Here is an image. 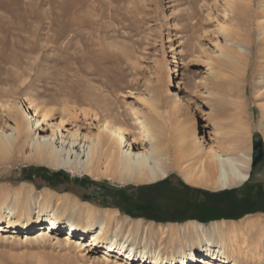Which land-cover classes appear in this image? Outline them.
<instances>
[{"label":"rangeland","instance_id":"rangeland-1","mask_svg":"<svg viewBox=\"0 0 264 264\" xmlns=\"http://www.w3.org/2000/svg\"><path fill=\"white\" fill-rule=\"evenodd\" d=\"M263 29L264 0H0V101L13 103L32 96L58 111L73 106L78 113L82 108L81 117L87 110L92 112L90 116L99 113L103 117L101 104L110 101L112 113L118 111L127 119L131 118L130 107L143 112L149 103L156 102L162 111L170 112L167 104L176 102L191 107L198 134L206 132L208 142L214 143V134L209 135L213 126L204 113L226 123L241 118L249 128L247 135H240L247 139L243 148L246 156L241 151L232 156L244 162L245 170L252 174L247 190L264 191V160L252 169L253 144L264 140ZM228 39L243 47L241 63L224 61L218 67L210 59L216 60L213 52L217 43L226 46ZM210 66L218 67L217 77L206 73ZM205 76L212 95L203 92ZM8 111L1 115L9 129L14 125V112ZM88 121L96 123L93 118ZM237 135L232 132L228 136ZM19 154L14 161L0 164L3 188L25 182L34 185L38 195L49 187L60 194L91 199L101 208H118L122 217L129 221L143 218L146 225L197 220L208 226L215 220H226L230 224L236 221L235 225L257 221L264 227V210L208 222L134 212L140 204L148 206L136 194L140 191L139 195H144L150 187L164 188L162 193L151 194L168 201L175 200L173 193H185V188L221 191L186 181L178 168L168 169L170 177L160 176L154 183L119 182L82 168L27 160L24 153ZM247 155H251L250 160ZM161 249L166 254L177 250L170 245ZM262 249L259 262L238 259L237 264H264ZM104 252H91L89 260L49 242L0 238V264H106L101 261Z\"/></svg>","mask_w":264,"mask_h":264},{"label":"bare ground","instance_id":"bare-ground-1","mask_svg":"<svg viewBox=\"0 0 264 264\" xmlns=\"http://www.w3.org/2000/svg\"><path fill=\"white\" fill-rule=\"evenodd\" d=\"M231 11L235 13V8ZM225 42L226 46L217 43L212 63L218 67L224 61L241 63L243 47L235 39ZM218 67L210 66L206 73L217 77ZM202 79L203 92L212 95L207 77ZM112 104H101L103 117L99 113L90 116L92 112L87 109L81 117L82 108L78 113L73 106L58 111L32 96L13 103L0 101V164L24 153L27 160L50 166L82 168L119 182L151 183L167 176L168 169L178 168L186 181L221 190L242 186L251 179L244 162L232 156L235 151L246 156L243 148L247 139L240 135H247L249 128L241 118H229L226 123L204 113V119H210L213 126L209 135L214 134V143L208 142L206 132L198 134L189 105L171 102L167 104L169 112L151 102L143 112L130 107L131 118L127 119L118 111L112 113ZM6 109L14 112V125L9 129L1 115ZM262 110L264 121V105ZM92 118L96 123H89ZM232 132L239 134L237 138L228 136ZM247 157L251 159V155ZM35 190L34 185L25 182L0 186L1 239L49 242L89 260L91 252L104 249L101 261L106 264H237L238 259L255 263L262 257L264 227L257 221L245 225L226 220H215L208 226L197 220L146 225L143 218L129 221L118 208H101L91 199L68 192L60 194L49 187L38 195ZM144 208L140 205L141 210ZM162 245L177 250L166 254Z\"/></svg>","mask_w":264,"mask_h":264},{"label":"flooded vegetation","instance_id":"flooded-vegetation-1","mask_svg":"<svg viewBox=\"0 0 264 264\" xmlns=\"http://www.w3.org/2000/svg\"><path fill=\"white\" fill-rule=\"evenodd\" d=\"M263 160L264 158L257 162L252 169L254 170ZM249 183H251V179L244 184L241 190L231 188L214 193H205L202 190L185 188V193L183 194H171L175 200L169 199L170 201L160 197V195L151 194L154 192L162 193L165 190L164 188L155 189L150 187L145 191L144 195H139L140 191L136 194L138 197L146 200V205L149 207L146 206L147 208L142 210L136 208L138 211L134 210V212L143 214L146 217L167 215L169 220L196 218L208 222L215 219L238 218L264 210V191H248L247 185ZM242 199L245 202L239 206L238 203Z\"/></svg>","mask_w":264,"mask_h":264},{"label":"water","instance_id":"water-1","mask_svg":"<svg viewBox=\"0 0 264 264\" xmlns=\"http://www.w3.org/2000/svg\"><path fill=\"white\" fill-rule=\"evenodd\" d=\"M252 151V164L254 167L257 162L261 161L264 158V140L260 138L258 141L254 142ZM244 202V199L240 200L238 203L239 206L244 204Z\"/></svg>","mask_w":264,"mask_h":264}]
</instances>
